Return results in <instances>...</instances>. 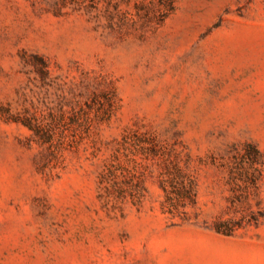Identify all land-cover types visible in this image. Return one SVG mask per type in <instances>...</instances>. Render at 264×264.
<instances>
[{
    "label": "rangeland",
    "instance_id": "rangeland-1",
    "mask_svg": "<svg viewBox=\"0 0 264 264\" xmlns=\"http://www.w3.org/2000/svg\"><path fill=\"white\" fill-rule=\"evenodd\" d=\"M0 264H264V0H0Z\"/></svg>",
    "mask_w": 264,
    "mask_h": 264
}]
</instances>
